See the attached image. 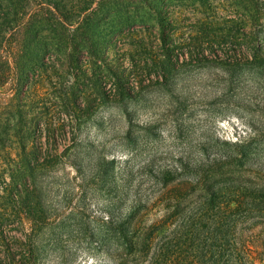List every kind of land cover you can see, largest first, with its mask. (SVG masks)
<instances>
[{
  "label": "rangeland",
  "instance_id": "374dc122",
  "mask_svg": "<svg viewBox=\"0 0 264 264\" xmlns=\"http://www.w3.org/2000/svg\"><path fill=\"white\" fill-rule=\"evenodd\" d=\"M0 8V264H175L210 196L264 212V0Z\"/></svg>",
  "mask_w": 264,
  "mask_h": 264
},
{
  "label": "trees",
  "instance_id": "16d2710c",
  "mask_svg": "<svg viewBox=\"0 0 264 264\" xmlns=\"http://www.w3.org/2000/svg\"><path fill=\"white\" fill-rule=\"evenodd\" d=\"M54 9H24L15 15L21 18L20 27L33 19L63 16L58 6ZM10 10L5 12L0 8V35L3 39L15 27L14 24L12 27L14 20L4 17ZM9 64L6 59L4 65L8 70ZM8 89L9 94L14 91L13 87ZM258 199L241 196L233 202L223 201L215 206L210 196L200 206L198 215L188 216L185 225L179 224L174 230L175 264H264V212L254 210Z\"/></svg>",
  "mask_w": 264,
  "mask_h": 264
}]
</instances>
